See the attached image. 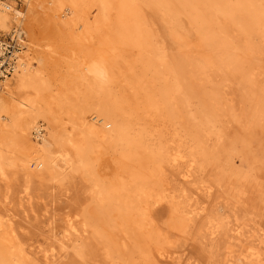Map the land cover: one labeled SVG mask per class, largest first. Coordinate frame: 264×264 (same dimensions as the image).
I'll list each match as a JSON object with an SVG mask.
<instances>
[{
  "label": "rangeland",
  "instance_id": "rangeland-1",
  "mask_svg": "<svg viewBox=\"0 0 264 264\" xmlns=\"http://www.w3.org/2000/svg\"><path fill=\"white\" fill-rule=\"evenodd\" d=\"M17 1L23 9L25 2ZM133 8L142 24L146 52L135 48L131 39L130 44L125 42L128 37L121 32L126 31L123 25L127 18L119 15L116 4L111 2L105 14L95 4L86 14V24L79 19L84 6L68 16L72 23L78 21L64 25L60 35L56 34L63 52H53V58L43 55V66L53 84L51 94L63 92L74 98L71 93L81 83L72 66L78 61L71 57V49L74 45L79 48L72 33L84 30L78 44L108 58L117 81L125 87L123 90L127 88L125 101L133 122L138 121L135 127H147L155 152L149 157L140 151L131 158L112 143L97 140L92 154L97 157L95 173H90L93 171L87 170L88 164L77 159V140L82 136L63 115L64 138L56 139L55 149L69 151L73 158L68 163L61 160L56 169H50L59 172L56 178L27 182L20 159L23 142L12 152L15 164L5 163V174L0 176V216L8 211L16 214V236L5 235L1 227L0 242L31 249L33 264H264V117L252 119L241 99L245 80L239 82L238 64L232 55L238 34L235 19L225 10L211 7L208 12L213 21L208 31L189 11H168L160 0H134ZM246 35V31L241 33V38ZM254 35L252 59L258 66L264 65V32ZM0 40L5 46L11 43L7 47L14 49L16 40L11 32L1 34ZM9 55L5 49L0 72L3 69L8 73L5 58ZM145 59L150 61L149 69L143 68L146 80L131 87L127 82L136 76L138 62L142 66ZM196 63H204L201 70L190 68ZM179 64L185 66L178 70ZM246 64L245 54L242 66ZM176 76L199 92L191 96L189 108L181 103L178 93L171 91ZM3 79L0 74V83ZM148 88L155 93L156 107L151 108L145 97ZM162 93L173 97L167 102ZM0 96L10 101L5 92ZM212 96L218 99L219 117L216 123L207 125L201 120L200 104ZM45 127L47 131L46 123ZM6 133H0V143ZM48 138L53 140L50 135ZM178 153L184 155L183 160H174ZM189 160L193 161V175L188 182L183 173ZM138 177L143 178L140 211L124 227L128 231L127 247L119 249L115 238L121 233L113 228L108 233L90 216L104 196L96 179L116 183L120 190L133 187V178L138 181ZM204 185L212 186L211 194L200 190ZM192 192L196 193L199 209L190 206L187 195ZM28 196L34 209L30 215L25 210ZM70 222L79 230L71 231ZM251 250L260 257L251 255ZM52 252L55 256L47 262L45 254Z\"/></svg>",
  "mask_w": 264,
  "mask_h": 264
},
{
  "label": "bare ground",
  "instance_id": "bare-ground-1",
  "mask_svg": "<svg viewBox=\"0 0 264 264\" xmlns=\"http://www.w3.org/2000/svg\"><path fill=\"white\" fill-rule=\"evenodd\" d=\"M23 1L25 7L20 9L17 6V0H0V35L11 32L16 40L14 49L10 51L8 58H5V60L8 59L6 68L8 73L3 69L0 72L4 77L0 83V92H5L10 98V101L7 102L0 96V122H2L0 123V133L9 132L0 143V176L5 174L6 162L15 164L16 159L15 156H12V152H15L17 150L15 147L23 142L25 152L22 150L20 159L23 160L22 165L25 168L27 182H31V180L42 182L49 178H56L59 172L56 170L51 172L50 169H56L61 160L68 163L73 158L69 151L64 152L59 147L55 149V143L58 142L56 139L64 138L63 115L68 117V120L77 128L78 135L82 136L80 140H77V159L88 164L87 170L93 171L90 173H95L94 162L97 161V157H93L92 154L95 152L97 140L110 142L119 147L124 156L133 158L134 153L144 151L151 157L155 152L150 146L152 143L150 142L151 133L147 127H135L136 125L138 127V121L136 124L133 122L129 114L130 108L125 101L124 92L126 93L127 88L123 90L125 87H121L117 81V77L112 73L111 65L108 64V58L105 55L95 54L90 46L78 44L86 33L84 30L81 34L72 33L76 39V45L79 46L76 48L74 45L71 49V57L74 61H78V64L73 62L72 66L77 70L79 83H81L71 93V95H75L74 98L64 95L63 92L51 94L53 84L43 66V55L45 58H53V52L62 51L56 34L60 35V32L64 30V25L76 24L75 22L78 21L75 20L72 23L71 17L68 18V16L84 6V14H81L79 19L83 21V24H86V14H90L95 4L100 6L103 14L106 13L111 2L116 4L119 15L127 18V22L123 25L126 31L121 32L124 38L126 35L128 37L125 42L130 44L132 41L131 44L135 48L146 52L148 45L142 24L136 18L133 8L134 0ZM160 2L168 11H175L179 8L189 11L195 22L208 31H210L213 21V17L208 12L211 7L225 10L230 17L233 16L238 34L234 42L235 51L232 55L238 64L239 82L242 83V80H245V95L241 99L248 109L247 114L252 119L256 116L264 117V68L259 72L256 71L264 65L258 66L257 61L252 59V52H254L252 38L255 33L264 32V0H160ZM208 31L206 32L208 33ZM245 31L247 35L245 39H242L241 33ZM120 40L123 39L120 38ZM5 49V42L0 40V64ZM94 50L96 51L95 48ZM243 51L247 55L245 66H242V59L245 55H242ZM228 55L230 54L228 53ZM147 60L145 59L142 66L138 62V70L134 74L136 76L127 82L131 87L145 82L147 72L143 68L149 69ZM148 62L150 64L149 60ZM193 65L195 67L190 66L191 69L201 70L204 63ZM184 66L179 64L178 70ZM175 75H179V73L176 71ZM141 88L145 89L144 86ZM162 90L169 92L167 90L170 88ZM171 91L178 93L177 96L182 99L181 103L185 108H189L191 96L199 93L196 89H191L178 76H176V82ZM154 95L153 90L148 88L145 97L151 108L156 107ZM162 95V98L167 102L173 97L168 93H162ZM206 97L208 96L203 98ZM217 100L216 96H212L210 100L200 104L201 120L207 125L218 121L219 112L217 109L219 105ZM238 109L242 111L243 106L239 104ZM45 123L48 125L47 131L49 132L45 131ZM18 135H21L19 139ZM49 135L53 140L48 138ZM54 152L59 153L54 155ZM59 154L61 155L59 156ZM183 157L184 155L178 153L174 160L180 161L183 160ZM155 160V158L152 159L153 162ZM185 162L187 164L183 176L189 182L193 175V161ZM62 166L64 168V164ZM142 179V177H138V181H136L133 178V187L123 186L120 190L117 189L116 183L111 184L101 178L96 179L99 192L101 191L104 196L98 199L97 207L91 210L90 216L94 221L105 226L108 233H112V228L121 233L118 239L115 238V242L120 243L119 249L127 247L125 234H128V231L124 227L134 221L135 212L140 211ZM200 190L211 194L212 186L204 185ZM187 198L192 201L190 206L199 209L195 192L188 194ZM26 201L25 210L27 215H30L29 211H34L31 196H28ZM193 210L194 208L188 212ZM15 217L16 214L12 211L0 216V228L4 227L5 235L16 236ZM70 226L73 232L79 230L73 222H70ZM108 233L103 235L107 236ZM31 252V249L26 250L20 244L14 245L12 242L11 245H8L0 242V264H33L30 258ZM250 254L260 257L259 253L254 250H251ZM161 255L173 259L170 254L161 253ZM54 256V252L46 253L45 259L50 262Z\"/></svg>",
  "mask_w": 264,
  "mask_h": 264
},
{
  "label": "built area",
  "instance_id": "built-area-1",
  "mask_svg": "<svg viewBox=\"0 0 264 264\" xmlns=\"http://www.w3.org/2000/svg\"><path fill=\"white\" fill-rule=\"evenodd\" d=\"M9 45L12 46L11 43H9L7 46H9ZM7 46H6V49H7L8 52H10L12 49L10 50L9 47H7ZM10 53H11V52H10Z\"/></svg>",
  "mask_w": 264,
  "mask_h": 264
}]
</instances>
